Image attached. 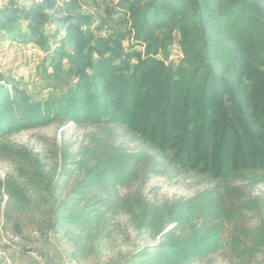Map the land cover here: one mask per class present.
I'll return each mask as SVG.
<instances>
[{"label": "trees", "instance_id": "16d2710c", "mask_svg": "<svg viewBox=\"0 0 264 264\" xmlns=\"http://www.w3.org/2000/svg\"><path fill=\"white\" fill-rule=\"evenodd\" d=\"M31 1L0 6V41L43 50L60 91L37 100L0 64V137L55 122L94 128L75 154L83 177L55 201L57 225L87 229L114 211L160 237L124 264H191L222 254L228 233L239 256L261 251L264 0H126L128 31L104 34L75 0ZM0 152L25 156L7 143ZM161 176L205 186L152 203L143 189Z\"/></svg>", "mask_w": 264, "mask_h": 264}, {"label": "rangeland", "instance_id": "374dc122", "mask_svg": "<svg viewBox=\"0 0 264 264\" xmlns=\"http://www.w3.org/2000/svg\"><path fill=\"white\" fill-rule=\"evenodd\" d=\"M65 1L59 0L58 6ZM125 1L75 0L81 11L94 17V26H100L96 34L128 31ZM11 3L29 6L32 1L0 0V6ZM18 45L0 41L3 70L27 86L37 100L58 93L60 86L56 89L47 77L50 70L45 72L46 53L30 42L22 44L21 50H17ZM171 58L176 64L183 60L177 45ZM93 130L89 125L70 122L63 126L55 122L0 137V146L7 143L25 152L24 157L11 159L0 152V264H124L132 252L160 240L154 231H136L129 216L114 211L87 229L67 223L57 225L55 201L67 200L83 177V169L74 163L75 154L88 143ZM120 142L134 147L129 137H121ZM199 182L186 177H154L143 191L150 202L160 203L196 193L205 186ZM255 193L264 197V185L258 186ZM82 206L83 202L79 204ZM247 225L256 228L259 217L249 214ZM220 250L222 254L191 264H264V247L252 257L239 256L232 251L230 233L221 240Z\"/></svg>", "mask_w": 264, "mask_h": 264}, {"label": "bare ground", "instance_id": "6f19581e", "mask_svg": "<svg viewBox=\"0 0 264 264\" xmlns=\"http://www.w3.org/2000/svg\"><path fill=\"white\" fill-rule=\"evenodd\" d=\"M21 45L20 46H17V50H21ZM23 48V47H22ZM27 53V52H26ZM12 54V53H11ZM9 56H10V54H9ZM12 56V55H11ZM18 56V55H17ZM37 56V55H36ZM4 59V58H3ZM12 59V58H11Z\"/></svg>", "mask_w": 264, "mask_h": 264}, {"label": "crops", "instance_id": "0c3cea01", "mask_svg": "<svg viewBox=\"0 0 264 264\" xmlns=\"http://www.w3.org/2000/svg\"><path fill=\"white\" fill-rule=\"evenodd\" d=\"M18 46H20V45H18Z\"/></svg>", "mask_w": 264, "mask_h": 264}]
</instances>
